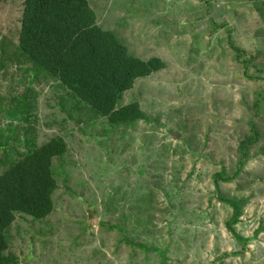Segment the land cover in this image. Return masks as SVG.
I'll return each mask as SVG.
<instances>
[{
  "label": "rangeland",
  "instance_id": "1",
  "mask_svg": "<svg viewBox=\"0 0 264 264\" xmlns=\"http://www.w3.org/2000/svg\"><path fill=\"white\" fill-rule=\"evenodd\" d=\"M24 2L0 0V174L31 144L66 151L51 214H16L10 264H264V1L89 0L129 54L166 64L122 96L147 118L118 125L21 54ZM219 195L243 202L247 244Z\"/></svg>",
  "mask_w": 264,
  "mask_h": 264
},
{
  "label": "trees",
  "instance_id": "2",
  "mask_svg": "<svg viewBox=\"0 0 264 264\" xmlns=\"http://www.w3.org/2000/svg\"><path fill=\"white\" fill-rule=\"evenodd\" d=\"M230 34V45L243 57L245 51L234 45ZM18 47L29 62L59 80L76 98L107 117L113 125L147 118L138 102L120 105L122 96L133 88L137 79L166 66L157 57L145 60L129 54L125 44L112 31L98 24L89 0H25ZM250 63L251 58L243 59L246 71ZM249 78L253 77L249 75ZM259 104L257 100L255 106ZM250 130L240 144L243 159L248 157V147L260 138L254 121L250 122ZM31 145L19 160L11 162L0 174V264L17 261L8 253L9 233L16 214L42 220L54 209L52 195L57 182L52 163L54 158L65 153L66 143L62 137L55 136L41 146ZM242 166L240 162L235 175L241 172ZM220 181H229L224 169L214 175L218 191ZM219 199L234 209L232 218L226 223L228 229L247 244L250 238L234 230L243 202L222 195Z\"/></svg>",
  "mask_w": 264,
  "mask_h": 264
}]
</instances>
